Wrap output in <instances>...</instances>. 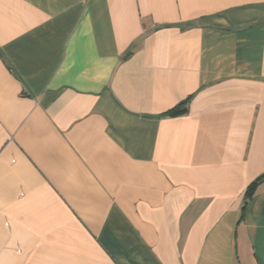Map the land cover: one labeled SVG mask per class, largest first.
<instances>
[{"label":"crops","instance_id":"crops-1","mask_svg":"<svg viewBox=\"0 0 264 264\" xmlns=\"http://www.w3.org/2000/svg\"><path fill=\"white\" fill-rule=\"evenodd\" d=\"M263 175L264 0H0V264H264Z\"/></svg>","mask_w":264,"mask_h":264},{"label":"trees","instance_id":"trees-1","mask_svg":"<svg viewBox=\"0 0 264 264\" xmlns=\"http://www.w3.org/2000/svg\"><path fill=\"white\" fill-rule=\"evenodd\" d=\"M187 103H188V100L183 101L179 105L167 111L165 114H168L170 116H177V115L183 114L187 110ZM263 179H264V175L259 177L253 183L249 185L246 191L247 200L250 199L254 195L255 190L257 189L258 185L260 184V182H262Z\"/></svg>","mask_w":264,"mask_h":264}]
</instances>
